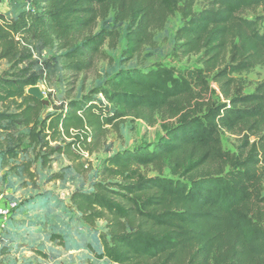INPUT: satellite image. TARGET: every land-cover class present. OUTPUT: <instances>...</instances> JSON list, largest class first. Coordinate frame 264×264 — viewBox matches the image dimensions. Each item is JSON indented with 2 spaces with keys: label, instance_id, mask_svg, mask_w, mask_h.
I'll return each instance as SVG.
<instances>
[{
  "label": "trees",
  "instance_id": "trees-1",
  "mask_svg": "<svg viewBox=\"0 0 264 264\" xmlns=\"http://www.w3.org/2000/svg\"><path fill=\"white\" fill-rule=\"evenodd\" d=\"M7 4L0 11V67L8 65L0 76V168L25 142L46 167L59 156L79 161L106 128L127 119L160 122L157 139L104 158L90 190L70 195L83 224H104L99 247L87 249L109 264H264V81L246 94L239 78L264 63V0H209L198 12L194 0ZM174 15L183 23L172 56H195L194 68H118L55 108L26 94L61 72L88 71L104 45L117 43L118 26L126 41L120 62L131 60L148 30ZM44 50L54 53L34 57ZM223 132L241 136L236 154L222 149ZM21 166L29 173L28 162ZM49 240L63 245L61 236Z\"/></svg>",
  "mask_w": 264,
  "mask_h": 264
},
{
  "label": "rangeland",
  "instance_id": "rangeland-1",
  "mask_svg": "<svg viewBox=\"0 0 264 264\" xmlns=\"http://www.w3.org/2000/svg\"><path fill=\"white\" fill-rule=\"evenodd\" d=\"M8 0H0V11L7 13ZM209 0H194L193 12H198ZM260 12L259 10L257 11ZM247 17H252L246 13ZM178 15L167 18L162 28L148 30V42L143 44L133 58L120 62L125 49L124 27L118 26L120 37L114 47L104 45L102 54L96 57L92 67L81 74L70 75L61 72L39 84L45 94V101L54 108L61 103L80 98L111 75L118 68L150 70L155 66H169L191 69L196 66V57L176 60L172 52L176 46L175 32L182 25ZM99 29V24L94 30ZM54 51L36 52L34 57L46 60ZM40 54V55H39ZM34 58V59H35ZM8 68L6 63L0 67V76ZM244 93L253 92L257 84L264 81V63L240 77ZM210 88L217 91L214 83ZM45 106V105H44ZM48 106V105H47ZM0 104V112L3 111ZM47 112H52L48 109ZM20 133H25L19 129ZM161 135L160 122L147 126L142 121L127 119L118 130L106 128L96 145L80 151V159L70 162L65 156L55 157L46 167L39 161H33V155L25 142L23 152L0 168V205L14 200L18 207L12 213L6 230L0 228L3 248L0 252V264H109L97 260L87 249L98 248V237L104 232V224L97 223L93 228L83 224L79 215L69 205V197L74 191H89L95 172L104 158L133 148L140 143H150ZM241 136L223 132L221 146L224 151L236 154ZM251 142L254 141L252 137ZM70 140H66L69 143ZM88 148V147H87ZM77 154V153H76ZM30 164L29 173H24L21 164ZM260 167V172L264 169ZM91 168V171L89 169ZM149 172V176H154ZM164 177H170L167 171ZM264 188V180H263ZM264 196V191H263ZM52 235L61 236L62 246L51 243ZM45 254L46 257L39 255Z\"/></svg>",
  "mask_w": 264,
  "mask_h": 264
},
{
  "label": "built area",
  "instance_id": "built-area-1",
  "mask_svg": "<svg viewBox=\"0 0 264 264\" xmlns=\"http://www.w3.org/2000/svg\"><path fill=\"white\" fill-rule=\"evenodd\" d=\"M17 207L14 201H8L5 205H0V228L5 226L11 212Z\"/></svg>",
  "mask_w": 264,
  "mask_h": 264
},
{
  "label": "water",
  "instance_id": "water-1",
  "mask_svg": "<svg viewBox=\"0 0 264 264\" xmlns=\"http://www.w3.org/2000/svg\"><path fill=\"white\" fill-rule=\"evenodd\" d=\"M26 94L35 100L42 102L43 105L47 106L48 102L45 101V94L42 92L39 86H32L26 90Z\"/></svg>",
  "mask_w": 264,
  "mask_h": 264
}]
</instances>
